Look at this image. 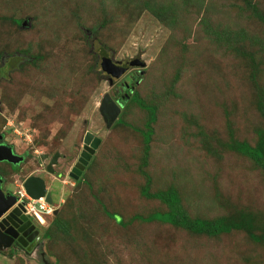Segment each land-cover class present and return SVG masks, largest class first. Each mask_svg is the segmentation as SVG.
<instances>
[{"label":"rangeland","instance_id":"rangeland-1","mask_svg":"<svg viewBox=\"0 0 264 264\" xmlns=\"http://www.w3.org/2000/svg\"><path fill=\"white\" fill-rule=\"evenodd\" d=\"M253 6L264 14V0H0V133L25 157L0 171L13 192L30 175L48 180L58 212L35 221L49 264H264V245L244 231L208 236L133 218L169 210L142 193L151 179L150 192L174 186L192 218L237 205L264 223L261 170L224 145L231 135L255 145L264 127V22ZM104 50L121 64L141 55L145 74L132 65L110 84ZM126 82L158 106L147 162L148 112L117 92ZM106 93L121 103L110 128L99 110ZM87 131L102 142L74 179ZM0 264L42 257L4 249Z\"/></svg>","mask_w":264,"mask_h":264},{"label":"trees","instance_id":"trees-1","mask_svg":"<svg viewBox=\"0 0 264 264\" xmlns=\"http://www.w3.org/2000/svg\"><path fill=\"white\" fill-rule=\"evenodd\" d=\"M146 8L151 9L152 7L149 3H146ZM253 8H254L253 9L254 15L264 22V14L261 13L260 10L256 6H253ZM159 18L162 21L167 20L166 18L160 15H159ZM18 22L21 23V20H18ZM105 22L104 24H106ZM95 30L97 31V29ZM249 57L252 60L255 59L253 54H250ZM97 66H98L97 63L93 64L91 66L92 71H94L97 68ZM144 67L145 66L141 67L142 68L141 70L145 71ZM140 71H139V74H140ZM144 74L145 72L140 75H144ZM253 77L255 79L257 77V73L255 70L253 71ZM135 83L138 84V79H136ZM128 84L129 86L126 87V83H124L123 88H122V91L129 95L126 98H129V100H131L135 105H137L138 108H141L148 112V118L144 124L145 129H140V132L143 136V141L145 143L144 157H145V162H147V158L149 156V151L151 148L150 142L152 140L153 134L155 133L154 125L158 123V113H157L158 106L154 103H149L146 100H144V98H142L138 92H134L133 95H131L130 91L134 89L135 84L134 85L131 83H128ZM258 107L264 116V100L262 98L259 101ZM118 122L122 124L123 126L130 127L134 130L139 129V128H134L131 124L127 123L122 118H119ZM257 133L259 137L255 145H251L246 141L236 140L233 137V135H231L233 140L230 139V141L228 143H224V145L226 148L234 149L248 156L250 159H252V161L254 162V165L257 166L258 169L261 170L264 176V127L259 128ZM208 138L209 136L206 137L205 141H207ZM209 146H211V144L210 142H207V147H206L207 150H209L208 149ZM150 181L151 179L147 180L146 185L143 186L142 188V193L144 194L145 197L157 198L159 200H162L168 205L169 210H166V211L149 210V213L147 214V216L136 214L134 215L133 218L140 219L145 222H152V221L158 220L161 222L170 223V224L177 225V226L179 225L183 228H187L191 230L194 233L206 234L208 236H218V235H221L222 233H230L232 231L240 230V231H244L254 243H260L264 245V223L260 222L257 212L252 210L250 207L248 206H238L237 207V205H234V209L236 212L231 215L224 214L222 216H218L212 219L202 218V217L192 218L183 209L182 202H181L182 199L179 195L178 190L174 186H170L169 188L165 190H158L155 192H150L149 190ZM107 214L110 217L115 218L114 216L115 213L107 211ZM51 215H55V213ZM119 223L122 225L126 224L124 220H121ZM56 225L60 227V222L58 221Z\"/></svg>","mask_w":264,"mask_h":264},{"label":"water","instance_id":"water-1","mask_svg":"<svg viewBox=\"0 0 264 264\" xmlns=\"http://www.w3.org/2000/svg\"><path fill=\"white\" fill-rule=\"evenodd\" d=\"M143 67L146 65V62L141 59V55L135 58L131 63L121 64L119 61L113 59L107 52H104L103 55V68L110 76V84H113V77L119 78L122 76L130 66ZM145 71L141 70L140 74H143ZM100 113L103 116V119L106 123V126L110 128L113 123L117 120L120 112L121 106L117 103L109 93H106L100 103L99 107ZM3 139V135H0V141ZM102 139L96 136L93 132L87 131L84 137V149L81 152L78 161L74 164L70 175L74 179H79L85 166L88 164L89 160L95 153V150L100 146ZM48 157V154L43 155L42 158L45 159ZM60 157V152L57 151L53 157H51L49 163L47 164V171L55 173V165L58 164ZM23 156L18 155L13 146L6 143L0 142V161H8L13 164L19 163L23 160ZM23 187L26 191L33 196L34 198L45 197V199L52 204L54 202L52 192L48 189L47 182L45 178L39 175H30L26 178L23 183ZM17 197L13 193H5L2 188V179L0 176V228L3 227L5 222H13L15 219H20L21 223L24 221L29 222V215L25 213V207L23 203H18ZM58 210H55L57 213ZM4 216V217H3ZM3 217V218H2ZM1 233V232H0ZM0 237V240L5 237L10 239L7 235L3 234ZM32 238V237H30ZM12 240V239H10ZM11 246V241H6L4 245H0V250ZM32 247H29L30 250Z\"/></svg>","mask_w":264,"mask_h":264},{"label":"flooded vegetation","instance_id":"flooded-vegetation-1","mask_svg":"<svg viewBox=\"0 0 264 264\" xmlns=\"http://www.w3.org/2000/svg\"><path fill=\"white\" fill-rule=\"evenodd\" d=\"M104 52L108 53V51L104 50L103 55H104ZM126 63H131V61L130 62L128 61ZM123 64H125V62ZM108 77L110 78V76H108ZM128 86H129V84L126 82V87H128ZM117 92H122V89L117 90ZM128 96L129 95L127 93H124V95H123V97H128ZM0 135H3V134L0 133ZM0 142H6V141H4V136ZM13 149H14V147H13ZM14 151L16 152L15 149H14ZM61 155L62 154L60 153V157H61ZM21 156H23V155H21ZM24 159H25V157L23 158V160H21L17 164H13V163L8 162V161H0V163L1 162L8 163L10 165V169L14 170L16 166H18L21 162L24 161ZM46 168H47V165H46ZM34 175H39L42 177L41 174H34ZM0 176L2 179V188L5 191V193H12L13 191L11 190V188L9 186H7L8 181L6 180L5 175L1 171H0ZM45 180H46L47 185H48V180L46 178H45ZM28 219H29V222L24 221L22 223H21L20 219H15V220H13V222H5L3 224V227L0 228V232H1L0 237L3 236L2 235V232H3V234L7 235L12 240L6 239L5 237H3L0 240V245H4V243L6 241H11V246L4 248V249L12 250L14 252L24 250L28 254H30L32 252H38L40 254V256L42 257V264H49V260L47 259L46 253L43 250L44 238L42 237L43 234H42L41 228L39 227L37 222L30 215H29ZM30 237H32V238H30ZM29 247H32V248L30 250H28ZM4 249H1L0 252L4 251Z\"/></svg>","mask_w":264,"mask_h":264},{"label":"built area","instance_id":"built-area-1","mask_svg":"<svg viewBox=\"0 0 264 264\" xmlns=\"http://www.w3.org/2000/svg\"><path fill=\"white\" fill-rule=\"evenodd\" d=\"M15 194L18 197L16 205L23 203L25 213L42 224H44L46 216L53 214L56 209L55 204H50L45 197L34 198L31 196L23 186L15 191Z\"/></svg>","mask_w":264,"mask_h":264},{"label":"clouds","instance_id":"clouds-1","mask_svg":"<svg viewBox=\"0 0 264 264\" xmlns=\"http://www.w3.org/2000/svg\"><path fill=\"white\" fill-rule=\"evenodd\" d=\"M49 189V188H48ZM26 190V189H25ZM16 197H17V195L15 194V192H12ZM54 199V198H53ZM17 200H18V197H17ZM55 202H53L52 204H54ZM56 205V204H55ZM56 210V209H55ZM54 213H55V211H54ZM34 219V218H33ZM35 220V219H34ZM42 224V223H41Z\"/></svg>","mask_w":264,"mask_h":264},{"label":"crops","instance_id":"crops-1","mask_svg":"<svg viewBox=\"0 0 264 264\" xmlns=\"http://www.w3.org/2000/svg\"><path fill=\"white\" fill-rule=\"evenodd\" d=\"M55 204V203H54Z\"/></svg>","mask_w":264,"mask_h":264}]
</instances>
